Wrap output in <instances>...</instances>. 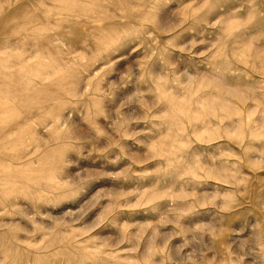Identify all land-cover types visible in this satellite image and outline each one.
Here are the masks:
<instances>
[{
	"label": "rangeland",
	"instance_id": "1",
	"mask_svg": "<svg viewBox=\"0 0 264 264\" xmlns=\"http://www.w3.org/2000/svg\"><path fill=\"white\" fill-rule=\"evenodd\" d=\"M0 264H264V0H0Z\"/></svg>",
	"mask_w": 264,
	"mask_h": 264
}]
</instances>
